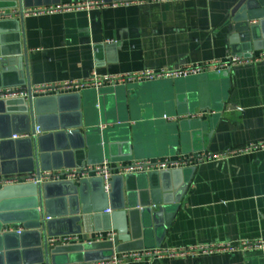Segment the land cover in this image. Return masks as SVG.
<instances>
[{"label":"crops","instance_id":"crops-1","mask_svg":"<svg viewBox=\"0 0 264 264\" xmlns=\"http://www.w3.org/2000/svg\"><path fill=\"white\" fill-rule=\"evenodd\" d=\"M96 1H103L105 6L0 20V88L54 85L85 80L91 72L99 76L129 74L264 51L260 34L256 35L257 49L252 52L243 43L235 42L238 36H234L236 24L231 13L238 0H28L27 5H17L18 9L33 10ZM14 3L0 0V7L11 9ZM193 78L178 85V91L185 94L180 112L172 107L176 105L172 98L176 95L175 86L167 81L141 84L144 90L138 98L140 106L133 123L141 124V151L127 163L202 152L219 154L264 142V61L234 66L227 77L210 73ZM95 91L62 95L88 93L94 103ZM10 103L15 110L23 102ZM145 108L153 112L147 114ZM103 161L106 160L99 157L95 164ZM84 162L80 158L77 165L84 166ZM111 163L115 166L124 162ZM29 175L32 174H0L2 179L18 180L0 190L34 184L19 181ZM185 175L188 179L189 169ZM128 179L135 182L137 178ZM190 181L182 195L172 192L170 207L148 236L144 233L141 208L150 206L149 194L138 192L136 208L128 210L130 239L119 242V249L138 251L157 246L158 238L157 248L165 249L264 239V150L199 165ZM27 196L23 194L12 201L9 211L31 218ZM178 197V203L172 202ZM158 207H152L154 213ZM104 221L91 223L81 237L91 240L97 233L108 232L97 231L105 226ZM22 227L9 224L2 232ZM110 232L116 234L115 230ZM110 247L112 241L52 249L59 262L67 258L80 263L85 260V250L109 252ZM2 261L7 262L4 258ZM9 263L16 261L11 258ZM131 264H264V250L195 254Z\"/></svg>","mask_w":264,"mask_h":264},{"label":"water","instance_id":"water-1","mask_svg":"<svg viewBox=\"0 0 264 264\" xmlns=\"http://www.w3.org/2000/svg\"><path fill=\"white\" fill-rule=\"evenodd\" d=\"M13 1L12 8H17L18 5H27L28 0ZM231 14L236 24L234 36H238L235 42L243 43L248 52L256 50V35L260 34L264 39V0H238ZM220 74L227 77L230 70ZM190 78L166 80L175 86L176 95L173 94L172 98L176 105L172 107L179 112L185 94L178 91V85L194 80ZM143 85L97 90L94 103L88 99V93L36 99L29 96L27 101L21 99L22 105L15 110L10 108L13 100L0 101V174L30 173L36 174L39 180L44 172L80 167L77 165L80 158L85 160L83 165L95 164L99 157L109 162L132 161L141 151V124L133 123ZM145 110L147 114L153 112L150 108ZM37 128L39 132L36 134ZM14 136L27 137L14 139ZM189 170L188 179L186 169L114 176L108 192L99 177L76 183L63 181L5 187L0 190V264H10L11 258L15 259L14 264L95 263L110 261L123 252L137 251L118 247L119 242L130 239L128 210L136 208L139 193L148 192L150 206L141 208V217L145 235L153 234L154 224L161 223L162 215L171 205L172 192L182 195L191 182L195 168ZM130 176L137 178L135 182L128 179ZM23 194L28 195L29 209L33 212V216L27 219L21 217L22 213L9 211L10 203ZM172 202L178 203L179 197ZM155 206H159V210L154 213L152 207ZM107 210L111 211L110 215L105 213ZM101 220H105V226L97 231H116L109 252L87 249L83 262L72 263L67 258L58 261L48 239L80 235L89 229L91 223L95 225ZM9 224L23 226L22 231L2 232ZM159 244L158 238L157 246L143 249L157 248Z\"/></svg>","mask_w":264,"mask_h":264},{"label":"built area","instance_id":"built-area-1","mask_svg":"<svg viewBox=\"0 0 264 264\" xmlns=\"http://www.w3.org/2000/svg\"><path fill=\"white\" fill-rule=\"evenodd\" d=\"M145 0H137L144 2ZM166 2L169 0H153ZM127 5V4H125ZM104 2H87L83 4H74L65 7H49L39 9H0V20H9L17 18H26L29 16H39L51 14L62 10H83L85 8L104 7ZM114 6H117L114 4ZM264 61V51L251 55H229L224 60H213L203 64H184L174 68L145 69L139 72L129 74L99 76L96 72H91L89 77L82 81H66L58 84L45 86L28 87L25 85L16 87L0 88V101L8 100H28L29 96L46 97L59 96L62 94L82 92L88 89L100 90L105 87H116L130 84H143L160 82L166 80H179L190 77H196L202 74L221 73L230 70L237 65L253 64ZM39 132V130H38ZM27 136H14V139L25 138ZM256 150H264V142L257 145H248L226 150L219 154L208 152L179 155L177 158H159L147 159L130 163H119L113 166L109 161H103L99 164H86L74 169H64L60 171H49L41 173L40 179L37 180L36 174L29 175L28 178L19 179L22 183H54L63 181L78 182L89 178H102L105 184V191L110 189L109 182L114 176L137 175L142 173L183 170L196 168L207 162H214L226 159L230 156L250 154ZM16 179L0 178V187L4 185L15 184ZM108 213L111 211L108 210ZM22 229L17 230V232ZM116 236L113 232L97 233L90 240L82 238L81 235H65L48 239L50 248L55 246H68L72 244H92L101 242H111ZM256 250H264V239L257 240H240L235 243H214L200 244L187 248H153L139 251H131L116 254L110 261L84 263V264H131L139 262H152L174 257H187L192 255H214V254H235Z\"/></svg>","mask_w":264,"mask_h":264}]
</instances>
